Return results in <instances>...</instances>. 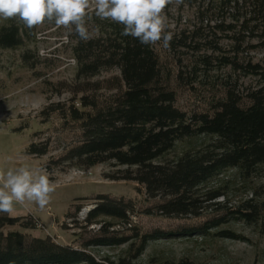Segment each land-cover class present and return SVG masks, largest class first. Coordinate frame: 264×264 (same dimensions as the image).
I'll return each mask as SVG.
<instances>
[{
	"label": "trees",
	"instance_id": "obj_1",
	"mask_svg": "<svg viewBox=\"0 0 264 264\" xmlns=\"http://www.w3.org/2000/svg\"><path fill=\"white\" fill-rule=\"evenodd\" d=\"M183 5L195 8V23L174 34L167 49L176 71L162 65L153 46L123 36V26L110 21L100 26L97 38L76 44L73 55L77 79L117 69L122 86L102 105L81 98V109L51 104L42 111L45 117L58 114L65 124L75 125L81 132L80 140L63 156L50 159L45 170L49 166L87 170L113 163L125 169L107 178L143 186L146 198L158 201L154 209L159 215L198 218L203 196H207L205 201L224 197L219 192L201 195L206 185L226 171L250 180L264 166V58L255 61L252 55L264 51V0H184ZM19 44L18 29L0 28V48L11 49ZM226 69L230 75L215 90L206 85L212 94L204 109L186 112L176 107L171 81L196 90L204 84L203 79H211L212 74ZM231 76L254 78L257 86L240 93L228 81ZM199 136L211 138L210 143L175 160L165 159L176 142ZM25 154L45 156L47 147L31 143ZM95 201L86 223L99 218L116 219L121 225L129 223L131 202L103 196ZM217 207L224 217L205 225L206 230L227 222L224 218L253 224L264 215V200L255 197L234 209L225 204ZM14 226L23 231L36 229L31 219L0 214V264H108L96 260L85 249L57 244L47 236L3 232ZM115 226L119 225L102 222L98 236L83 248L125 243L127 239L111 237L115 236ZM190 231H156L131 238L139 239L140 254L150 241L189 236ZM220 234L233 238L228 233ZM176 264L193 263L181 260Z\"/></svg>",
	"mask_w": 264,
	"mask_h": 264
},
{
	"label": "rangeland",
	"instance_id": "obj_2",
	"mask_svg": "<svg viewBox=\"0 0 264 264\" xmlns=\"http://www.w3.org/2000/svg\"><path fill=\"white\" fill-rule=\"evenodd\" d=\"M194 13V7L170 5L165 9L170 30L177 34L191 27L195 23ZM105 22L109 21L92 16L88 22L90 30L98 27L93 38L99 36L100 26ZM9 26L18 29L20 44L11 49L0 48V171L6 173L8 169L22 165L43 169L55 183L56 190L44 209L35 204L15 205V211L10 216L31 219L36 223L35 230L23 231L14 226L4 228L3 232L21 231L31 237L47 236L57 244L85 249L96 260H104L108 264H176L181 260L193 264H264V215L253 224L224 218L227 222L217 228H204L218 217H224L217 210V204L234 209L254 197L258 201L264 200V166L250 180H243L234 171H226L206 185L201 195L219 192L224 197L205 201L207 196H203L198 218H166L159 215L154 209L158 201L148 200L143 186L107 178L125 169L113 163L96 165L87 170L53 166L45 170L50 159L63 156L80 140L81 132L75 125L65 124L58 114L45 117L41 115L42 111L51 104L64 108L74 105L81 109V98L93 99L102 105L119 92L122 86L120 73L117 69H109L100 71L94 77L77 79L73 49L81 40L74 33L69 34L67 29H57L48 23L29 30L17 20L0 21V28ZM36 32L40 33L39 38ZM153 48L162 65L176 71L169 51L159 44ZM252 55L255 61H259L264 58V51H255ZM228 75L227 69L212 74L211 79H203L204 84L197 86L196 90L171 81L170 87L176 92V107L186 112L204 109L212 94V91L206 90V85L215 90ZM228 81L240 93L257 86L254 78L231 76ZM210 141L211 138L203 136L183 139L176 142L165 159L175 160L185 152L201 149ZM31 143L46 145L47 154L41 157L26 155L25 150ZM99 196L131 202L130 227L109 218L86 223L87 213L95 207V198ZM101 221L119 225L114 229L115 236L109 234L108 237L127 241L118 246L83 248L82 245L98 236ZM183 229H191V234L150 241L140 254L139 239L131 238L134 234L143 236L156 231L178 233ZM222 232L233 238L221 237Z\"/></svg>",
	"mask_w": 264,
	"mask_h": 264
},
{
	"label": "clouds",
	"instance_id": "obj_3",
	"mask_svg": "<svg viewBox=\"0 0 264 264\" xmlns=\"http://www.w3.org/2000/svg\"><path fill=\"white\" fill-rule=\"evenodd\" d=\"M182 4L184 0H0V21L17 20L29 30L53 24L87 42L98 32V27L90 30L88 23L95 15L101 21L122 25L121 34L141 45L159 44L168 49L174 33L165 9ZM35 34L40 37L39 32ZM55 190L43 169L22 165L6 173L0 171V214L11 215L16 204L44 209Z\"/></svg>",
	"mask_w": 264,
	"mask_h": 264
},
{
	"label": "built area",
	"instance_id": "obj_4",
	"mask_svg": "<svg viewBox=\"0 0 264 264\" xmlns=\"http://www.w3.org/2000/svg\"><path fill=\"white\" fill-rule=\"evenodd\" d=\"M122 226H125V227H130V222L127 223L126 225H122ZM115 228H119V226H116V227H113L112 229L114 230ZM116 230V229H115Z\"/></svg>",
	"mask_w": 264,
	"mask_h": 264
}]
</instances>
